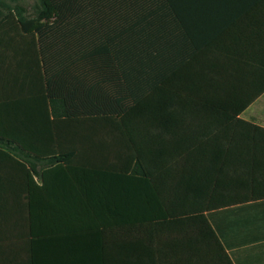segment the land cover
Masks as SVG:
<instances>
[{"label":"trees","instance_id":"obj_1","mask_svg":"<svg viewBox=\"0 0 264 264\" xmlns=\"http://www.w3.org/2000/svg\"><path fill=\"white\" fill-rule=\"evenodd\" d=\"M263 92L264 0L7 7L0 264H231L213 215L264 199Z\"/></svg>","mask_w":264,"mask_h":264},{"label":"crops","instance_id":"obj_2","mask_svg":"<svg viewBox=\"0 0 264 264\" xmlns=\"http://www.w3.org/2000/svg\"><path fill=\"white\" fill-rule=\"evenodd\" d=\"M264 128V92L238 116ZM37 186L41 181L34 178ZM60 184H58L59 188ZM52 201L51 199H46ZM60 200V195L57 201ZM213 218L218 237L231 264H264V199L235 204L217 211Z\"/></svg>","mask_w":264,"mask_h":264},{"label":"rangeland","instance_id":"obj_3","mask_svg":"<svg viewBox=\"0 0 264 264\" xmlns=\"http://www.w3.org/2000/svg\"><path fill=\"white\" fill-rule=\"evenodd\" d=\"M36 0H0V13L5 12L7 7H13L14 5L21 6L25 14L30 16L33 14V6ZM38 180V178H36Z\"/></svg>","mask_w":264,"mask_h":264}]
</instances>
